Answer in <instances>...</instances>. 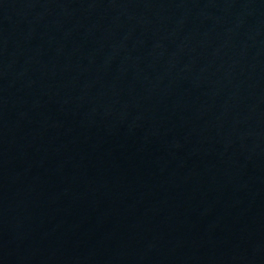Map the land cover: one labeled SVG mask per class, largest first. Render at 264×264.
<instances>
[{
	"label": "water",
	"instance_id": "1",
	"mask_svg": "<svg viewBox=\"0 0 264 264\" xmlns=\"http://www.w3.org/2000/svg\"><path fill=\"white\" fill-rule=\"evenodd\" d=\"M0 264H264V148L193 0H0Z\"/></svg>",
	"mask_w": 264,
	"mask_h": 264
}]
</instances>
